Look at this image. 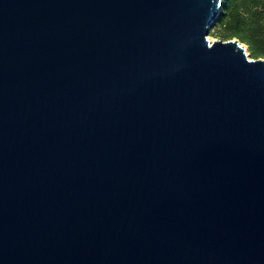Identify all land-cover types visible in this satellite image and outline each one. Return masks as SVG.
I'll list each match as a JSON object with an SVG mask.
<instances>
[{"label": "water", "instance_id": "water-1", "mask_svg": "<svg viewBox=\"0 0 264 264\" xmlns=\"http://www.w3.org/2000/svg\"><path fill=\"white\" fill-rule=\"evenodd\" d=\"M222 0H0V264H264V59Z\"/></svg>", "mask_w": 264, "mask_h": 264}, {"label": "trees", "instance_id": "trees-1", "mask_svg": "<svg viewBox=\"0 0 264 264\" xmlns=\"http://www.w3.org/2000/svg\"><path fill=\"white\" fill-rule=\"evenodd\" d=\"M211 32L221 41L237 39L252 59H264V0H222Z\"/></svg>", "mask_w": 264, "mask_h": 264}, {"label": "rangeland", "instance_id": "rangeland-1", "mask_svg": "<svg viewBox=\"0 0 264 264\" xmlns=\"http://www.w3.org/2000/svg\"><path fill=\"white\" fill-rule=\"evenodd\" d=\"M209 40L212 42L214 40H219L218 38H216L214 35H212V32L209 33V36H208Z\"/></svg>", "mask_w": 264, "mask_h": 264}]
</instances>
